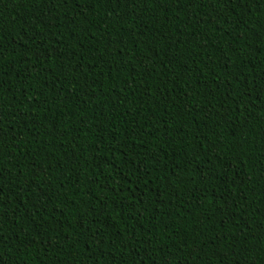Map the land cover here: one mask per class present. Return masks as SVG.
Instances as JSON below:
<instances>
[{"label":"trees","instance_id":"1","mask_svg":"<svg viewBox=\"0 0 264 264\" xmlns=\"http://www.w3.org/2000/svg\"><path fill=\"white\" fill-rule=\"evenodd\" d=\"M0 264H264V0H0Z\"/></svg>","mask_w":264,"mask_h":264}]
</instances>
